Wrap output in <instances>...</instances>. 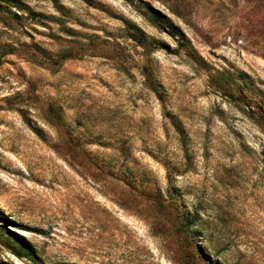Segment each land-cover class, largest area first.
<instances>
[{"label": "rangeland", "instance_id": "obj_1", "mask_svg": "<svg viewBox=\"0 0 264 264\" xmlns=\"http://www.w3.org/2000/svg\"><path fill=\"white\" fill-rule=\"evenodd\" d=\"M0 4V258L264 264V0Z\"/></svg>", "mask_w": 264, "mask_h": 264}, {"label": "trees", "instance_id": "obj_2", "mask_svg": "<svg viewBox=\"0 0 264 264\" xmlns=\"http://www.w3.org/2000/svg\"><path fill=\"white\" fill-rule=\"evenodd\" d=\"M16 5L19 6L20 9H24L25 7L22 4H19L18 1H16ZM4 8V5L0 4V10ZM148 9L150 10V12L152 13L153 17L156 19V21L160 22H164L170 25L169 21H167V19L165 18L164 15L160 14L158 11H156L155 9H153L152 7L148 6ZM13 17H15L16 19L19 17V15L17 13L13 12ZM2 228V227H0ZM9 240H11L13 243L12 244V249L13 252L15 254H17L18 256L21 257H30L33 258L31 253H30V249L27 247L26 244L22 243L21 240L18 237H8Z\"/></svg>", "mask_w": 264, "mask_h": 264}, {"label": "water", "instance_id": "obj_3", "mask_svg": "<svg viewBox=\"0 0 264 264\" xmlns=\"http://www.w3.org/2000/svg\"><path fill=\"white\" fill-rule=\"evenodd\" d=\"M0 264H16L6 258H0Z\"/></svg>", "mask_w": 264, "mask_h": 264}]
</instances>
